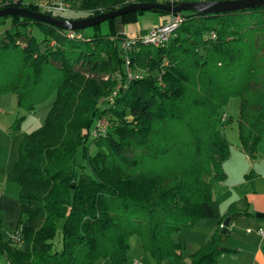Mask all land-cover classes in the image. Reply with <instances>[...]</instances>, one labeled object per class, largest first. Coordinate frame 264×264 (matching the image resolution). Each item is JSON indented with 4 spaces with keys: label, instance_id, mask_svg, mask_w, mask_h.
Instances as JSON below:
<instances>
[{
    "label": "trees",
    "instance_id": "1",
    "mask_svg": "<svg viewBox=\"0 0 264 264\" xmlns=\"http://www.w3.org/2000/svg\"><path fill=\"white\" fill-rule=\"evenodd\" d=\"M125 1L81 0L80 8L93 16L126 6ZM9 6L62 19L83 17L46 12L25 0H3L0 9ZM141 12L120 19L133 24ZM5 18L15 31L0 34V94L13 93L17 106L29 110L53 93L55 99L45 123L18 147L13 177L20 187L24 244L17 248L0 232V251L10 264H98L102 259L126 264L131 237L138 236L157 264L180 262L182 244L173 234L182 235L207 217L204 204L212 200V184L226 179L223 164L231 148L221 117L230 98L241 100L240 143L250 158L257 156L264 135V6L185 16L167 45L141 46L140 54L132 55L134 65L144 61L147 76L123 77L121 83L83 75L125 74L120 43L108 39L118 34L117 18L106 21V32L100 24L93 35L76 31L78 38L32 18ZM212 31L216 38H205ZM51 40L56 45L43 51L42 42ZM53 63L58 65L48 86L44 81ZM84 83L91 88L73 111L70 100ZM118 83L114 101L106 102L99 116L114 122L113 133L91 137L98 147L93 155L82 129L91 128L100 99ZM81 147L86 164L77 162ZM224 229L190 264H218L228 250L222 246Z\"/></svg>",
    "mask_w": 264,
    "mask_h": 264
},
{
    "label": "crops",
    "instance_id": "2",
    "mask_svg": "<svg viewBox=\"0 0 264 264\" xmlns=\"http://www.w3.org/2000/svg\"><path fill=\"white\" fill-rule=\"evenodd\" d=\"M164 16L159 14L147 25H125L120 32L134 31L140 25L144 30L148 29L159 24ZM6 142V161H2L3 154L0 156V232L5 239L6 233L19 225L21 211L20 187L13 177L19 143L15 149L12 139L8 136ZM231 151L230 158L223 164L226 179L217 182L220 193L215 192L211 202L204 204L207 217L186 230L182 235H185L184 239L181 236L179 241L175 240L183 246L182 259L180 262L168 260V264H190L192 256L224 226L228 217H231L230 225L225 233L222 231L225 235L222 246L228 250L218 256V264H264V237L258 232L259 228L264 229V217H257L259 213L264 215V135L258 144L257 156L254 159L240 146L236 147L234 152ZM222 189H225V192H222ZM136 259H140L143 264H152L150 261L145 263L141 256ZM133 260L129 258L128 253L126 264H131ZM0 264H10L1 251ZM98 264L112 263L108 259H102Z\"/></svg>",
    "mask_w": 264,
    "mask_h": 264
},
{
    "label": "rangeland",
    "instance_id": "3",
    "mask_svg": "<svg viewBox=\"0 0 264 264\" xmlns=\"http://www.w3.org/2000/svg\"><path fill=\"white\" fill-rule=\"evenodd\" d=\"M25 1L26 2H31V1L34 2L35 0H25ZM2 2H3V0H2ZM68 3L74 8L75 11L72 13H66L65 16H67V17L83 16L81 18H86V17L90 16L89 13H92V12H86L87 10H82L80 8L81 0H68ZM181 13L184 16H190V15L194 14L193 11H182ZM158 16H159V13H154L151 11H143L138 16L139 21L136 22L135 24H137V23H142L143 25L150 24L153 21V19L158 17ZM115 22H116L115 26H116V30H117L118 34L111 35L108 37V39L111 42L118 41L119 43H122L124 40H130L131 36H137L138 38H142L143 36H145L148 33V31L151 28L158 25V24L154 25V26H152L148 29H145V30L140 25V26H137L134 31L132 30V31L120 32L123 30V27L125 25H130L132 23L124 24L123 21L120 19V17L117 18ZM108 26L109 25L107 22L102 23L100 25L102 32H106L108 29ZM8 29L11 30L12 32L15 31V29L12 27V23H11L10 19L5 18L3 20L0 18V34H2L5 30H8ZM21 31L26 32V30H23V29H21ZM80 31H81V34H84V35H93L95 32V29H94V27H90V28H86V29L80 30ZM33 33L38 40H40V41L43 40L44 36L39 31V29L34 28ZM214 33L215 32H213V31L210 32L208 35H205V38H210V36ZM87 40H89V39H87ZM55 45L56 44L54 43L53 40H51L49 42L43 41L41 48L43 51H45L48 47H52V46L54 47ZM141 46H145V45L138 44L139 50L136 52L134 51L130 54L132 64L130 66L131 71H129V72L135 76H139V78L145 77L148 74V70H147V67H145L144 61L140 60L139 62L135 63V65H134V60H132V55H135V57H136L137 55L140 54ZM119 48H120V50H122L120 45H119ZM126 61L127 60L124 58V67L122 68L124 72L126 71V68H127L126 67ZM57 65L58 64L53 63L52 68H49L47 70V72L49 71L50 73L48 75L49 79H46L44 81L45 85L47 84L49 86L51 80L55 78L54 72H55V67ZM83 75L86 77V80L87 79H94L95 81H99V82L111 81V82H119V83H121L122 78L125 77V74H123L122 72L104 73V74H100V75L85 72ZM159 82H160L161 86H164V83L162 81V77H160V76H159ZM119 83L116 86V88L110 94H112L114 91L119 89V87H120ZM47 87H45L46 90H47ZM90 88H91L90 83H84L81 85V89H80L76 99L70 100L73 102V103H71V104H73L72 105L73 109H74L73 111H75L77 108H80V106L82 105V103L85 100V95L88 93ZM40 93L41 92H38L37 93L38 95H36L35 97H38V98L41 97ZM109 95L106 97H109ZM42 98H44V97H42ZM103 98L104 97H102L99 101V108L100 109H99V111L95 117L94 124H97L99 122H104L108 127V133L105 137H108L109 135H111L113 133L112 127L114 125V122L111 119L109 120L108 116H104L101 119H99V116L101 115V110L103 108H105V105H106V101H102ZM54 99H55V94L53 93V95H51L50 97H47L46 99L42 100L41 102H38L35 105L34 109L29 110L27 108V106H22V107L17 106L16 98H15V95L13 93L7 92V93L0 94V156L2 154L4 155L2 158V161H6L5 158L8 154L7 153L8 152V149H7L8 144L6 142L7 136L12 139L13 146L16 149V147H18V143H19V140L21 137L26 136L27 134H29L32 131H34L35 129L41 127L45 123L46 117H47L49 111L51 110ZM240 108H241L240 98L239 97H232V98H230L227 105L222 110L224 112V114L228 115V121L226 123H224V125L222 126V128H223L222 131H223V134L226 137V139L231 144V146H232L231 150H233V152L235 151L236 147L240 146V148H241L239 127H238ZM17 121H19V123ZM94 124L91 126L90 129H87V128L82 129V135L88 136L87 145L90 146L91 153L93 155L98 151V147H97L96 143L94 142V139L105 138L104 136L99 137V138H94V139L91 138L92 137L91 131L94 127ZM82 150H83V148L81 147L78 151L77 162L79 164H86V162L82 160ZM230 156H231V154H230ZM87 171H89L88 168H87ZM205 178L208 179L207 177H205ZM218 187H219V184L217 182H214L212 184L213 196H214L215 192L220 193L221 189H220V187L219 188ZM222 192H225V189H222ZM16 228H17V226L12 230H15ZM182 235L175 233V234H173V239L176 241H179L180 237ZM184 237H185V235L182 236L183 239H184ZM130 243L132 244V247L130 246L128 253H129V258L131 260L136 259L137 257L141 256V257H143V260L145 263H149L148 261H150V262H152V264H157L155 259L150 254H148L144 251L141 240L138 236H132ZM168 260H172V259H166L163 261L162 264H168Z\"/></svg>",
    "mask_w": 264,
    "mask_h": 264
},
{
    "label": "built area",
    "instance_id": "4",
    "mask_svg": "<svg viewBox=\"0 0 264 264\" xmlns=\"http://www.w3.org/2000/svg\"><path fill=\"white\" fill-rule=\"evenodd\" d=\"M219 1H227V0H127L126 4L133 3H160V4H181L184 2H219ZM36 3L39 7L46 12H51L53 14L65 15L66 13L74 12V8L68 3V0H36ZM186 18L182 13H168L165 14L162 21L155 27L151 28L148 33L142 38H138L137 36H131L130 40H124L120 43V47L124 53L126 61V71L125 77L131 81L132 79L139 78V76H135L131 74L130 66L132 64L130 54L132 52H136L139 50L138 44H142L145 46H154V47H163L168 44L171 37L175 34V32L181 27V25L185 22ZM66 35L68 38H78L80 37L74 31H67ZM211 39L216 38V34H212L210 36ZM117 90L114 91L109 97L103 98L102 101L113 102L114 96L116 95ZM222 122H227L228 115L223 114L221 117ZM108 133V127L104 122L97 123L92 131L91 136L93 138L105 137ZM259 234L264 237V229L259 228ZM6 239L15 247L21 248L24 244L23 238V225H18L15 230L8 231L5 235ZM131 264H143L140 259H135L131 262Z\"/></svg>",
    "mask_w": 264,
    "mask_h": 264
},
{
    "label": "water",
    "instance_id": "5",
    "mask_svg": "<svg viewBox=\"0 0 264 264\" xmlns=\"http://www.w3.org/2000/svg\"><path fill=\"white\" fill-rule=\"evenodd\" d=\"M264 0H227L219 2H184L181 4H160V3H133L123 6L116 10L100 13L98 15L89 16L80 19H62L55 16H50L44 12L33 11L28 8L19 6H9L0 9V18L9 16H19L23 18H32L36 21L52 25L64 31H79L86 28L100 25L108 20L119 18L129 12L136 11H159L167 13H181L182 11H193L197 14L210 15L230 13L263 7ZM257 217H264L263 214H257ZM231 217H228L224 222V233L229 227Z\"/></svg>",
    "mask_w": 264,
    "mask_h": 264
}]
</instances>
